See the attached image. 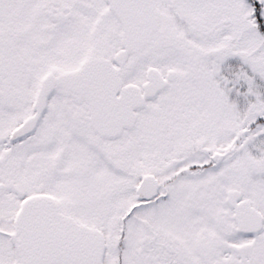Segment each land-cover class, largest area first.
<instances>
[{"label": "snow or ice", "instance_id": "1", "mask_svg": "<svg viewBox=\"0 0 264 264\" xmlns=\"http://www.w3.org/2000/svg\"><path fill=\"white\" fill-rule=\"evenodd\" d=\"M0 264H264V0H0Z\"/></svg>", "mask_w": 264, "mask_h": 264}]
</instances>
